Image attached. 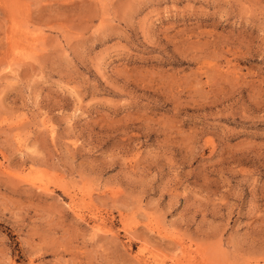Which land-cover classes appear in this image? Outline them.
Instances as JSON below:
<instances>
[{
  "label": "rangeland",
  "instance_id": "1",
  "mask_svg": "<svg viewBox=\"0 0 264 264\" xmlns=\"http://www.w3.org/2000/svg\"><path fill=\"white\" fill-rule=\"evenodd\" d=\"M0 264H264V0H0Z\"/></svg>",
  "mask_w": 264,
  "mask_h": 264
}]
</instances>
